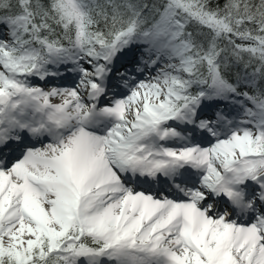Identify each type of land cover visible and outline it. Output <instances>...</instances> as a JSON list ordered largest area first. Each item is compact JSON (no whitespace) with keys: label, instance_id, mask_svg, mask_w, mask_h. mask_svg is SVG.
Segmentation results:
<instances>
[{"label":"bare ground","instance_id":"bare-ground-1","mask_svg":"<svg viewBox=\"0 0 264 264\" xmlns=\"http://www.w3.org/2000/svg\"><path fill=\"white\" fill-rule=\"evenodd\" d=\"M135 32L128 36V34H120L115 40L116 44L113 49L110 50H102L97 58L92 62L91 60L86 59L85 57H80L81 62L85 67H93L95 68V74L94 77H92L91 82H98L99 88L97 91H90L89 94L84 96L86 100H81L80 102H77L75 108L80 109L82 105L88 106V108H91L89 111L83 113L80 115L79 119H76L75 116L72 115V113H64L63 116L65 117V120H62L60 117L56 119V126L59 123H64L70 120H83V122L90 126L91 128H95L97 123H102V119H104V123L102 124H109L112 119L108 117H100L99 114L95 111V109L91 106L95 104V101L106 100V94H111L112 91H122L124 94L125 101L121 105L122 109H126L129 114H132V109L130 107L131 102H136L139 100V95L136 94L135 89L138 88L136 86V79L144 77L147 78L146 73H148L149 76L152 77H162L165 73L169 72L171 69H173L174 65L177 63V59L180 55L181 49H182V43L179 42V38L175 35L174 41L167 43V39L171 38L173 35L168 34L166 31H161L155 28L153 33H150V36L145 40L142 41H135ZM138 39V36H137ZM186 49V43L183 42V50ZM154 62H159L158 64H154L150 67V65ZM166 65L162 73L157 72V68L161 65ZM77 72L72 71L71 79L68 83V87H75V83L78 82L79 76L76 74ZM109 76V77H108ZM135 77V78H134ZM47 79V78H46ZM44 79L43 81H46ZM27 79H24L23 82H25ZM82 88L79 89L77 92L78 94L83 89H87V80H82ZM29 82V80L27 81ZM133 92V93H132ZM147 95L152 92V87H147ZM159 92V90H157ZM63 94V93H61ZM131 94V95H130ZM57 96V95H56ZM64 101H68L71 99V103H74L79 100L75 96V93H69L68 95H63ZM102 97V99H101ZM96 100L94 101V99ZM19 99L14 100V104L9 108L10 116L5 117L1 122V129L0 134L5 130V128H9L10 126H17V124L23 122H26V129L22 133V137L26 139H31V141H24V143L29 142V144H37L38 146H43L45 139H48L46 142L49 143V141L53 142L56 138V135L54 132L49 131V125L51 124L50 121H46L45 117L41 116L40 114H35L34 111H30V113L26 110L25 107H23L24 116L18 112L20 109V103L18 101ZM227 104H233L234 102L225 101ZM137 103V102H136ZM238 103V102H236ZM140 104V101H139ZM149 105H151L149 103ZM147 105V106H149ZM53 108V105L50 106ZM67 107V106H64ZM205 108L211 112V107H208L207 105H204ZM150 106L146 109V105L140 104V108L142 112H145L146 110L149 111ZM94 109V110H93ZM162 109V108H161ZM202 111H199L198 109H192L189 108L186 110V112L183 114L184 118H200V113ZM154 115V113H151ZM15 119L13 120V118ZM13 122H10L12 121ZM23 120V121H22ZM182 123H188V122H182ZM99 124V125H102ZM189 130L193 131L197 128L201 131H203V128L201 126L195 125L194 123H190ZM49 128V129H48ZM113 126H109L107 129L109 131L108 134V142L106 149L103 151H95L94 158L96 159L97 164L94 168H96V171L104 172L105 168L104 165L107 161L111 162L112 169L114 172L119 174V178L116 181H112V179L109 177L110 181H107L108 175L106 176L105 180L102 182L103 185L99 186L95 194L88 195L90 197V201L97 203L95 204L96 209L99 211H104L105 214H108L110 216L108 222L115 224L117 227L118 224L121 222H130L132 229L130 228L127 233L134 232L140 236V235H148L150 238H152L154 241H157V247L158 249L153 250L152 252L145 251L144 254L141 256L135 255V253L131 252V264H164L163 259L161 256H159V251H164L166 253L171 254L174 249H182L180 252L181 259L184 258V255H186L187 251L184 249L185 247H188L191 249V254H194V252L199 251L201 253V256H204L209 261H213L215 258V252L221 251L222 247L229 244L230 248L234 246V242L237 240L238 234L235 235L234 229L231 227L230 223H227V220L223 223L218 221V218L215 217V220L212 222H209L208 217L206 216H215L217 215L214 211L202 212L200 220H198L196 223H192V213L194 209L200 205H202L206 200L212 199L216 200L218 202H224L226 195L233 191V190H241L242 187L246 186V183L249 181L254 180L257 175L264 179V169L257 171L255 175H252V171L257 169L256 164H252L251 166L246 168V171L241 168H235L232 172H229L227 177H224L222 179H214L211 180L208 177L205 178L206 183L204 182H198L196 180V175L201 173V169H199L197 166H195V163L188 159L187 157L183 156L182 161L179 162L178 159L171 156L167 152H163L160 155H158L159 149H155L156 145H152V140L147 142L144 146L137 149L135 155L130 158V156L127 157L126 162H121L122 157L118 161H114L113 153L109 151L114 145L113 143V135L114 130L112 131ZM54 130V129H53ZM101 134H105L104 132ZM59 138V136H57ZM18 141V139H12L11 141H5L6 147L4 149L0 148V153L6 154L3 155L5 157L4 165L9 163V160L12 159L14 156V151L18 152L21 147V142H19L15 146V142ZM174 140L168 139L166 145L168 143L173 144ZM187 142L188 144L191 143ZM160 148H165V144L160 141V144L158 145ZM157 147V148H158ZM16 148V150H14ZM196 153V150L193 151V154ZM51 155V154H49ZM212 159L214 158L211 156ZM131 161L134 167L142 168L144 171L149 170H158L160 169L163 171V183L159 185V187H162L164 190L169 192V195L174 193L177 195L176 192H174L172 186L169 188L170 185V177H178L183 176L185 179L190 180L191 183H194L197 185L198 188H201V194H199L198 197H193L192 203H185L182 205V207L176 206L171 213H165V206L166 203H164V200H161V203L159 206H156V208L152 212V218L155 219V222L153 226H150V222H146V213L148 209L150 208L151 202L147 200H142V216L138 218H132L135 213V205H136V198L132 197L130 194H126V192H122L119 188L128 185L129 187H137L133 190H138L140 188L141 183H137L136 175H133V173L128 172L127 162ZM210 161V159L205 163L207 164ZM49 166H51L52 169L56 172L58 176H55L56 178L60 177V168L55 166V164L52 162V159L49 158L46 160ZM204 162V161H203ZM2 161H0V167L3 170L5 167L2 166ZM117 163H122L119 168L117 166ZM23 164V166H22ZM19 164V173H18V179H13L9 177L8 174L4 173L0 174V194H5L4 204H7L9 206L18 207L20 206L21 213L17 218L23 219L24 215H29V213L26 212L25 206L28 205L33 209L32 212L35 213H43L46 215H52V211L43 205V202L41 200H38L37 198H34L31 195H24V191L26 189L25 185L30 180V183H36V186L40 188L43 185V180L47 177L48 174H50L49 169L42 168L40 172L45 175V177H37L34 167L32 165H29L27 162L24 161V163ZM123 165H125V168H123ZM189 169L190 174H184V169ZM243 176H245V181L243 180ZM75 174H72V176H66L63 180H61V193L66 192L69 188L72 187V182L75 180ZM191 185V184H189ZM157 187V185L155 184ZM24 190V191H23ZM43 191V190H41ZM31 192V190L28 191V193ZM121 199L122 201H119ZM162 199V197H161ZM191 200V199H189ZM47 202V200H45ZM113 205L114 207H111ZM132 207L130 210L131 214L128 215V217L124 216L125 211L128 209V207ZM10 207V208H11ZM210 208H208L209 210ZM95 211H92L91 213L87 214V217H93L95 215ZM116 212H118L117 216H113ZM192 212V213H191ZM208 214V215H207ZM106 216V215H103ZM138 216L139 215H135ZM55 216L49 217L51 221H57V219H54ZM63 227L67 228L69 224L71 223V218L69 216L64 217ZM226 217L224 216L223 219ZM17 219V220H19ZM249 219V218H248ZM141 222H146L145 225L146 228L141 226ZM183 222V223H181ZM184 223L188 224L190 229L186 230L183 228ZM28 226L27 224H23L20 227L21 231H25V227ZM79 226H83L85 228L88 227L87 223L85 224H79ZM89 228V227H88ZM199 228H203L201 235L195 240V243H200L203 245V249H198L195 243H192L191 236L194 234ZM31 231V227L29 228ZM44 229V227L42 228ZM77 230H74L76 232ZM170 233H169V232ZM209 232H212L213 237H210ZM126 233V234H127ZM51 235H55V233H51ZM105 237V236H101ZM58 237L55 238V244L58 242ZM192 246V247H191ZM103 245L101 248H104ZM156 247V246H155ZM235 251V250H234ZM242 251V249H241ZM128 252V251H127ZM130 254V253H129ZM252 254V253H251ZM239 256L242 257L241 252L239 253ZM238 256V257H239ZM100 257V256H97ZM97 259V258H94ZM246 262V261H245ZM244 262V263H245ZM84 264H94L91 261H87ZM193 264H200L197 262V260H193ZM236 264V263H232Z\"/></svg>","mask_w":264,"mask_h":264},{"label":"rangeland","instance_id":"rangeland-1","mask_svg":"<svg viewBox=\"0 0 264 264\" xmlns=\"http://www.w3.org/2000/svg\"><path fill=\"white\" fill-rule=\"evenodd\" d=\"M68 4H70L71 8L73 11H75L76 13V22H77V26H78V33L82 34V31L84 30V22L83 20V16L81 14V8L79 7L80 3L78 4V8L75 5V0H66ZM81 1V0H78ZM77 4V3H76ZM26 17L25 16H21V18L19 19H15L11 22H6L3 19H0V25L2 26V28H7L9 26V24L11 23H15L16 25H18V27H21L22 31H25L27 24H26ZM160 19L155 28H157L158 30L161 31H166L168 34L172 33V37L167 39V43H170L172 41H174L175 35L178 37H180L179 39H181V41L179 40V42L182 43V49L180 52V55L178 57V59L176 60L177 63L176 65L173 67L172 73H174L173 71H180L182 74V71H184L182 69V64H183V60L186 57V52L190 51L189 49L191 48V45L188 43V41H185L187 39H183L182 33L178 26H179V18H177L176 16H172L171 14L168 15H164L163 20ZM126 32V34L131 35L134 32ZM146 31H142L139 32V35H141V40H146L147 37ZM135 35V34H134ZM112 36L109 37V41H101L102 44L105 45H110L112 44ZM183 40V41H182ZM183 42L186 43V49L183 50ZM113 45V44H112ZM15 49H19V47L16 44H12L9 45L8 48H5L3 46V44H0V92H9L11 87H13L14 85L18 86V87H22L23 89L27 88L26 85L22 84L21 82L22 79L21 76L22 74H24V71L27 69V67L29 66H36L38 64H42V62L39 60V57L37 56V53H39L38 50H27L26 52L21 53L20 55H13V51ZM65 50H68L69 52L73 51V56L76 54L84 56L86 58H88L89 56L84 55L83 52H81L80 48L78 46H70L67 45L65 47ZM98 52H95L94 54L98 56ZM48 56L46 57H53L51 56L49 53L47 54ZM77 55V56H78ZM97 56L95 58H97ZM94 58V59H95ZM93 60V59H92ZM91 60V61H92ZM80 64V62L78 63ZM6 65H10V67H12V69H7ZM22 68L19 71H15V74L13 72V70H15L16 68ZM85 67H82V65H79V71L78 74H80V76L82 78H87L90 79L88 77L85 76V74H89V72H86V69H84ZM192 69V67H187V69L185 70H190ZM28 70H31L28 69ZM82 70H84L82 72ZM37 73L41 74V69L39 66H37ZM187 72H185L183 75H185ZM23 77V76H22ZM164 76H162L161 78H163ZM186 78V76H184ZM166 83L163 86H160L159 88V92H157V89L153 92V97L150 98V104H152V107L149 108V113L146 110L144 112V120L146 119H156L157 120V124L156 125H151L149 126V130L147 131H143L141 132L140 130V124H136L135 127L139 128V132L136 136L142 135V133H144L145 137L143 138L144 141L147 140V138L154 136V126L158 127V129H161L160 125H161V119L160 117H162L161 115L164 114L165 112V108H166V104L168 102L171 101V99L169 98V96L166 94V90L169 86V77L166 76L165 78ZM158 82V81H157ZM80 83H81V79H80ZM33 84L32 86H28L27 89H29V92H31L32 95L36 96L35 91L37 92V90H40V93L42 94V89L41 87H37L38 85ZM76 87H80V84L77 85ZM214 88L213 87V91H210L209 93H206V100H210L214 101L216 95L219 91H221V89L224 88ZM72 92L75 91V89H71ZM39 94V92H38ZM87 94V93H85ZM20 97H22V99H24L27 103H28V99L25 96H23L22 94L19 95ZM39 98H41L44 102H46V100L44 99L43 94L42 95H38ZM48 101V100H47ZM52 102V101H49ZM105 107L107 106L106 104L104 105ZM5 107V106H4ZM3 106H0V121L4 119V117L6 116V109ZM104 107V108H105ZM161 107L163 108V110H161ZM87 110V109H86ZM85 109H78V108H63V109H55L54 114L57 115L58 111H61L62 114L65 112H71L73 116H79L80 113H82L83 111H86ZM154 113V116H151L150 114ZM114 110L107 108V113L105 114H109V115H113ZM125 110H123V114H122V118L123 119H127L126 117H123V115L125 114ZM161 114V115H160ZM46 117V116H44ZM47 118V117H46ZM77 123V122H75ZM159 124V125H158ZM131 127V126H130ZM128 125L126 124V122L123 124L122 128L120 131L116 132L114 134V137L112 138L113 140V147L111 149H109V151H111L112 153L116 154V155H120L121 151L118 149L120 148L122 145L123 147L129 144L130 142V133L129 130L127 129ZM129 133V134H128ZM252 134H245L244 136H239V134L237 133H233L231 134V140H229V142L227 144L223 145V148L220 149V151L222 153H224L226 155V158L228 159V165L224 166L220 171H219V175L220 176H224V174L226 173V170L229 168H235V166H245L246 164L252 162L249 158V154H246L247 156H245V158H242L243 154L245 153H249L250 151V147H252V145H250V143H252V139H250V136ZM161 134L159 136L160 139L161 138ZM129 140V141H128ZM157 140V136L154 137V139L152 140V143ZM63 143L54 144V149H49L48 148H44V147H39L38 152H32V154L35 157V159H33L32 162H28L29 165H32V167L35 168V170L37 172L36 175L37 177H45V175H43L40 170L42 168H47L50 171V174L47 175V177L43 180V185L38 188L36 186V183H30V180L28 181V183H26L25 187V191H24V195H31L34 198H37L38 200H41L43 202V205H45L46 208L50 209L52 211V215H46L43 213H35L32 212L33 209L31 207H29L28 205L25 206L26 212L29 213V215H24L23 219H19L17 218V216L20 215L21 213V209L20 206L18 207H14V206H9L7 204H4V197L5 194H0V255L7 252L9 255L10 254H16L17 256V252L20 251L21 249H27L28 250H32V248L36 247L39 244V236H41L42 232H46V234L49 236V241L51 242L52 246L55 245V241H54V236L52 237L50 234L51 233H55V235H57V237H64L65 236H69L70 234L68 232H63V229L61 228V226L63 227V222H64V217L69 216V218H71V223L69 224L68 228L71 227H76V223L79 224H85L87 223L88 227L85 228L83 226H80L81 228V232H84L85 229L88 231H93L94 234H97V236H99L100 238H108L110 241H112L113 243H116L118 241L122 240L125 242V244H128V242H126L127 240L122 238L123 235H126V233L129 231V228L131 226V223L128 222H121L120 224H118L117 227H115L116 225L113 223H109L108 220L110 219L108 216V214H106V216H102L103 212L98 211L95 214V217H87V214L91 213L94 209H95V202L90 201V198H88L87 194H95V191L97 189V187L101 186V179L99 178L100 175V171H96L95 165L97 164L96 159H94L93 156L89 155V152L86 151V153H83V155H81V151L83 150L84 144L88 145L89 148H86L87 150L89 149H97L99 151H103L104 149H106V144L107 142L102 141L101 139L98 138H94V137H89L86 136L85 134L81 133V135L77 136V137H72L67 141V144H65L64 146L62 145ZM75 150L74 152H70L71 149ZM46 151V152H45ZM45 153H49L51 154V157L56 159L57 161V167L60 168V177L56 178L55 176H58L56 174V172L54 171V169L51 168V166L48 165V163L46 162L47 159H49V154H45ZM255 154V152H252ZM60 154V155H59ZM262 154V153H259ZM32 155V156H33ZM260 162H263L264 159H259ZM24 162V160H23ZM12 163V162H11ZM105 167L108 169L109 167V163L105 164ZM62 169V171H61ZM6 170L9 172V167H6ZM5 170V171H6ZM76 171V173L78 174V176L81 178V185H83V187L79 188L76 187L75 185H72L71 188H69L66 192H62L60 191L61 189V180H63L66 176H70L69 174L71 173V171ZM4 171L1 170L0 168V172L2 173ZM0 173V174H1ZM18 173L19 170L17 168V170H15L12 174L9 175V177L13 178V179H18ZM204 175L210 177L209 175V171H204ZM85 187V188H84ZM31 190V192L28 193V191ZM43 190V191H41ZM140 198H137V197ZM133 197H135L137 199V202L140 204L142 202H140L141 198H144L146 200H152V205L150 206V211L152 213V211L154 210V208L160 204L158 202L159 201V197L157 198H149L148 196L145 195L144 193L141 192H137L133 195ZM45 200H47V202H45ZM137 203V204H138ZM183 203H188L183 201ZM181 204V205H182ZM11 207V208H10ZM206 208L208 206H205ZM174 208V206L171 207H165V213H170L172 212V209ZM200 209H204V208H196L195 212L196 214L194 215V217L192 218V223H196L199 218L201 217V212ZM87 210V211H86ZM138 212V210H137ZM128 212L124 213V216L128 217ZM55 216L54 219H57V221L53 222L51 221V219H49V217ZM151 215H149L150 217ZM148 217V219L146 220V222H150V218ZM219 217V216H218ZM19 219V220H17ZM210 221H213L214 218H211L209 216ZM23 224H27L28 226H26L25 231H21L20 227ZM153 224V223H152ZM31 227V231L30 228ZM44 227V229H42ZM185 229H188L187 225H184ZM90 229V230H89ZM203 230V228H199L198 232H195L194 235L192 236V243L195 242L196 238L200 235V232ZM238 231V230H235ZM135 232V231H134ZM138 234V233H137ZM210 236H212L213 234H211V232L209 233ZM253 234H250V236H252ZM101 236H105V237H101ZM245 236H247V234L245 232H241L240 237L236 240V243L239 244V240L241 238H244ZM140 237V236H139ZM130 242V241H129ZM149 242L152 245H156V241H153L152 239H150V237H147V240H145L143 237L138 238L135 242H132V245H140V243H146ZM123 243V242H122ZM195 245L199 246V249L203 248V245H201L200 243H196ZM56 247V248H53ZM50 250H47V252L44 253L45 257L50 256L51 254H53L54 252H61L62 256H63V262H65V264H84L85 262L89 261V254H81L78 255L82 252H86V250H79V240L78 237L75 238H70L68 237V239L64 238V241H62L60 239V242L53 246ZM123 250L121 251L122 254L125 253V249L126 246L122 248ZM53 250V251H51ZM23 251V250H22ZM21 251V253H22ZM28 253V252H27ZM233 256H231V252L230 249H227L226 246L222 247L221 251H217L215 252V259L211 262H209V260H207L204 256H201L200 254H194V256H192L190 253H188V255L182 260V259H178L180 257V253L177 252H172L171 255H165V258L167 260V257H169L170 261H172V264H192V257L196 258L197 262L201 264L200 261H206L208 262V264H232L233 262L239 264L240 262L236 254V252H232ZM220 255V258L218 259L217 257ZM23 256V253H22ZM175 256V257H174ZM177 257V258H176ZM21 258V257H20ZM205 258V259H204ZM30 259H22L21 263L18 264H24L26 262H29ZM168 264H171L170 262H168Z\"/></svg>","mask_w":264,"mask_h":264},{"label":"trees","instance_id":"trees-1","mask_svg":"<svg viewBox=\"0 0 264 264\" xmlns=\"http://www.w3.org/2000/svg\"><path fill=\"white\" fill-rule=\"evenodd\" d=\"M60 2L61 5H56L57 0H0V15L27 14L36 23L31 21V24L41 26V31L19 35L21 47H40L44 41L66 47L77 33L74 22L55 28L56 23L62 24L61 21L69 16L67 7ZM83 5L89 8L87 19L93 26L82 40L84 48L93 51L103 45L101 41L112 36L119 16L129 19L121 23L123 27L134 24L142 32V27H150L168 7H185L189 14L181 17L185 35L189 34L187 38L194 49L188 54L186 65L191 63L194 69L185 80L176 81L172 94L177 95L185 89L187 97L191 96L197 93L194 89L201 79L206 82L204 86H208L209 80L221 77L230 87L241 90L243 86L264 101V0H83ZM48 237L43 233L32 250L21 249L23 256L21 251L17 256L7 252L1 254L0 264H18L25 258L30 261L24 264H64L61 252L45 257L44 253L53 247ZM68 237L64 235L61 240ZM87 238H83L84 244L90 247L95 242ZM59 242L60 239L57 244Z\"/></svg>","mask_w":264,"mask_h":264},{"label":"water","instance_id":"water-1","mask_svg":"<svg viewBox=\"0 0 264 264\" xmlns=\"http://www.w3.org/2000/svg\"><path fill=\"white\" fill-rule=\"evenodd\" d=\"M6 101H5V99L3 100V103H5Z\"/></svg>","mask_w":264,"mask_h":264}]
</instances>
